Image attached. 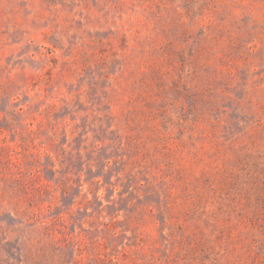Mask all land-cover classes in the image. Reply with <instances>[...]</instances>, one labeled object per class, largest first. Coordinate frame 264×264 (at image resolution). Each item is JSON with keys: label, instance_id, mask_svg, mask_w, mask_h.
<instances>
[{"label": "rangeland", "instance_id": "rangeland-1", "mask_svg": "<svg viewBox=\"0 0 264 264\" xmlns=\"http://www.w3.org/2000/svg\"><path fill=\"white\" fill-rule=\"evenodd\" d=\"M0 264H264V0H0Z\"/></svg>", "mask_w": 264, "mask_h": 264}]
</instances>
